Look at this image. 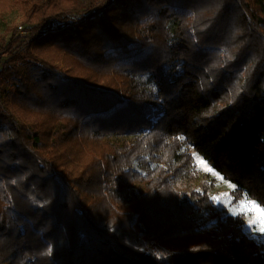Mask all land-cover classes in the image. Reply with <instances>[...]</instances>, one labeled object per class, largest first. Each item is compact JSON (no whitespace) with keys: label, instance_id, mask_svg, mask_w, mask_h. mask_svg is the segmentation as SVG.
<instances>
[{"label":"trees","instance_id":"16d2710c","mask_svg":"<svg viewBox=\"0 0 264 264\" xmlns=\"http://www.w3.org/2000/svg\"><path fill=\"white\" fill-rule=\"evenodd\" d=\"M12 13L30 37L0 45V264H264L194 156L264 209V0Z\"/></svg>","mask_w":264,"mask_h":264},{"label":"rangeland","instance_id":"374dc122","mask_svg":"<svg viewBox=\"0 0 264 264\" xmlns=\"http://www.w3.org/2000/svg\"><path fill=\"white\" fill-rule=\"evenodd\" d=\"M14 27H18L17 36H20L21 38L30 37V33L25 30V26L22 25L20 16L17 13H12L7 16L0 14V45L12 42L13 34L9 29ZM14 45L20 47L25 44L17 42ZM140 80L145 82L147 76L140 77ZM194 156L196 164L202 172L216 177L219 180L218 187L213 195L216 207L218 209H225L228 213L234 215H244L246 233L264 241V231H260L261 228H264V209L252 203L246 191L244 192L242 199H236V196L232 193L234 187L216 173L198 153L194 152ZM135 168L139 170L137 163L135 164ZM197 218L201 221L200 215H198ZM206 221L211 222L212 220L209 218L206 219ZM253 221L255 223H253Z\"/></svg>","mask_w":264,"mask_h":264},{"label":"snow or ice","instance_id":"6c2138e0","mask_svg":"<svg viewBox=\"0 0 264 264\" xmlns=\"http://www.w3.org/2000/svg\"><path fill=\"white\" fill-rule=\"evenodd\" d=\"M253 223H255V222L253 221ZM260 231H264V228H261Z\"/></svg>","mask_w":264,"mask_h":264},{"label":"built area","instance_id":"2783aa9c","mask_svg":"<svg viewBox=\"0 0 264 264\" xmlns=\"http://www.w3.org/2000/svg\"><path fill=\"white\" fill-rule=\"evenodd\" d=\"M256 205H258V204H256Z\"/></svg>","mask_w":264,"mask_h":264}]
</instances>
